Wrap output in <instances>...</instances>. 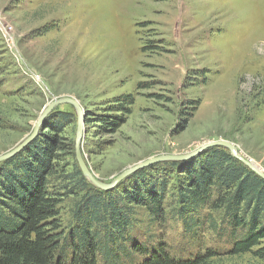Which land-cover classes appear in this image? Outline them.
I'll return each mask as SVG.
<instances>
[{"label":"rangeland","instance_id":"1","mask_svg":"<svg viewBox=\"0 0 264 264\" xmlns=\"http://www.w3.org/2000/svg\"><path fill=\"white\" fill-rule=\"evenodd\" d=\"M127 96L132 103L117 111ZM66 97L84 111L82 155L103 183L147 159L182 156L219 140L264 170V0H0V155L32 133L51 102ZM60 111L77 120L61 133L67 149L58 152L57 174L70 176L75 106H56L43 123ZM209 148L159 161L146 173L177 163L181 177ZM132 174L113 188L134 181ZM53 183L69 222L85 192L71 191L70 180ZM138 212L135 236L187 245L176 215L159 228L149 224L148 209ZM202 235L220 253L213 264H264L251 252L228 255L224 232L206 228Z\"/></svg>","mask_w":264,"mask_h":264},{"label":"trees","instance_id":"2","mask_svg":"<svg viewBox=\"0 0 264 264\" xmlns=\"http://www.w3.org/2000/svg\"><path fill=\"white\" fill-rule=\"evenodd\" d=\"M129 97L120 99L117 111L127 110ZM76 121L67 111L53 114L25 149L0 163V264H213L220 253L207 245L206 228L224 232L228 255L251 252L264 260V178L228 149L214 146L192 158L181 177L177 163L159 175H147L148 166L132 174L134 181L103 191L87 181L77 158L73 175L57 174L58 152L67 149L61 133ZM54 177L73 182L71 191L85 192L69 222L61 217L63 194ZM141 207L159 228L168 214L176 215L187 245L135 236Z\"/></svg>","mask_w":264,"mask_h":264},{"label":"water","instance_id":"3","mask_svg":"<svg viewBox=\"0 0 264 264\" xmlns=\"http://www.w3.org/2000/svg\"><path fill=\"white\" fill-rule=\"evenodd\" d=\"M64 103L74 105L76 110H77V114H78L79 128H78L77 139H76V158H77V161L81 167L83 174L91 181V183H93L94 185H96L100 188L111 189V188L115 187L117 185V183L120 182L125 177L131 175L132 173L136 172L137 170H139L141 168H144V167L149 166V165H153L159 161L168 160V159H180V158L181 159H189V158L195 156L196 154L201 153L205 149H207L209 147H214V146H223V147L228 148L234 157L239 159L246 166H248L252 171H254L259 176L264 178V170L259 165L255 164L252 160L247 159L244 156H242L238 152L236 146L233 143L226 141V140H219V141H214V142H210L208 144H205L204 146L198 148L197 150H194V151H192L188 154L182 155V156L167 155V156H160V157H156V158L147 159V160L139 162L138 164L131 166L130 168L125 170L120 175H118L111 183H103L102 181L98 180L92 174L91 170L89 169L88 165L86 164V162L83 158V155H82V138H83V134H84L85 114H84V111H83L81 105L79 104V102L77 100H75L73 98H69V97L62 98V99H56L53 102H51L47 106V108L44 110L42 115L40 116V118L37 121L32 133L27 138H25L20 144H18L16 147L11 149L10 151H7L6 153L1 154L0 155V163H2L3 161H5L9 158H12L13 156H15L16 154L21 152L27 145H29L36 138L45 117L56 106H58L60 104H64Z\"/></svg>","mask_w":264,"mask_h":264}]
</instances>
